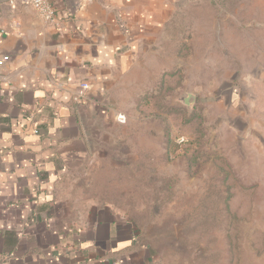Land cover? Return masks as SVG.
Segmentation results:
<instances>
[{
    "label": "rangeland",
    "instance_id": "1",
    "mask_svg": "<svg viewBox=\"0 0 264 264\" xmlns=\"http://www.w3.org/2000/svg\"><path fill=\"white\" fill-rule=\"evenodd\" d=\"M111 101L70 203L128 215L153 264H264V0H175Z\"/></svg>",
    "mask_w": 264,
    "mask_h": 264
},
{
    "label": "crops",
    "instance_id": "2",
    "mask_svg": "<svg viewBox=\"0 0 264 264\" xmlns=\"http://www.w3.org/2000/svg\"><path fill=\"white\" fill-rule=\"evenodd\" d=\"M49 1L52 22L0 0V264H153L128 215L76 208L66 186L175 0ZM81 82L89 87L76 101Z\"/></svg>",
    "mask_w": 264,
    "mask_h": 264
},
{
    "label": "built area",
    "instance_id": "3",
    "mask_svg": "<svg viewBox=\"0 0 264 264\" xmlns=\"http://www.w3.org/2000/svg\"><path fill=\"white\" fill-rule=\"evenodd\" d=\"M22 4L29 5L37 12V14L46 22H52L54 20L55 11L49 0H20ZM88 83L81 82L78 89L73 96V99L79 101L83 99L88 90ZM118 122H123L125 116L123 114H118L116 116Z\"/></svg>",
    "mask_w": 264,
    "mask_h": 264
}]
</instances>
